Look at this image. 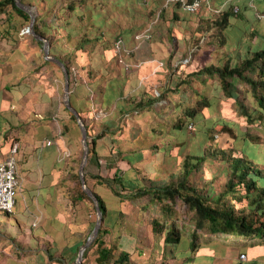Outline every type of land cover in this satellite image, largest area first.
I'll use <instances>...</instances> for the list:
<instances>
[{
	"label": "trees",
	"instance_id": "16d2710c",
	"mask_svg": "<svg viewBox=\"0 0 264 264\" xmlns=\"http://www.w3.org/2000/svg\"><path fill=\"white\" fill-rule=\"evenodd\" d=\"M21 1L31 7L36 6L38 8L39 12L36 15L33 29L36 34L49 41V52L66 66L70 76V92L76 98L84 100L82 109L84 111L78 109L80 115L85 112L86 116L83 117L84 119L86 117L93 119V116L90 117L93 110L98 111L104 105H108V107L111 105L118 106L121 101L129 100V97L123 94L122 88L118 90V87H122L125 81L116 78L119 75L105 80L107 73L102 71L101 68L95 67L92 63L93 58L99 55L101 60L111 57L117 62V56L113 49L115 40L121 37L126 43L128 38L133 35L135 37L136 31L144 26L138 27L133 24L130 18L131 15L134 16L132 19L139 15L146 18L149 22L155 19L158 12H160V19L163 21L168 19L166 14L168 8L162 4L163 0L162 2L157 0L159 4H153L154 6L146 12H144L146 10L144 7L147 4L151 6V1L155 2L154 0H110V5L111 3L115 5H111L113 8L112 12L115 13V16H112L115 20L114 23H111L113 19H111V22L106 21L103 15L105 5L96 0H49V4H46L47 1L44 0L45 6H43L41 0ZM208 1L209 3L204 1L199 9L204 6L209 8V5L219 8L223 5L224 0ZM256 1L259 2L258 0ZM171 5L174 9L171 19L173 21L181 20L177 14V11H184L181 2L175 0L171 2ZM138 6L143 10H140ZM236 6L238 7L237 10L234 9ZM121 7H125L124 10L127 11L125 13L130 14V16L122 15V19L126 21L127 25L120 24L119 18L117 19L122 14ZM250 8L248 0H231L230 7L217 15L218 19L214 20L213 24L224 33L229 26L231 15H236L239 20H247L244 12ZM257 9L264 16V7L258 5ZM2 14L5 15V19L0 25V39H8L20 43L22 38L20 33L29 26L30 14L20 8L16 0H0V15ZM79 24H83L81 30L83 32L75 33L74 26L77 27ZM110 26H112V29L118 27L117 32L111 30ZM261 26L264 28L263 24ZM255 31L257 34L264 36L261 28ZM243 32L245 36L248 35L246 30ZM254 34L250 36V39L246 38L244 41H240L235 51L226 52L223 62L202 65L190 74L188 73L185 78H181L174 87L179 92V96L181 95L182 97H179L178 101L173 100L171 92L174 91L168 86L165 89L160 88L159 93L155 95L153 92L148 93L147 91V94L145 93L144 95L148 98L143 99V95L128 110H158L157 115L153 116L152 120L161 119L162 122H159L158 125L165 129L166 133H171L179 139L185 140L191 130L189 125L193 124L194 127V122L197 121V118L207 116L213 104L209 94L200 92L197 93V98L194 97L193 100H190L189 97L188 99H183L185 97L183 93L186 90L183 85L187 83L191 86L195 80H203L207 83L208 78H213L217 75L220 78L225 94L235 100L241 115L248 117L250 120L255 116L263 123L264 38H254ZM26 35H28L27 38L30 39L31 46L34 49L33 54L39 56V52L44 58V42L33 34L27 33ZM243 38L245 37L243 36ZM220 41L223 42L222 39ZM79 54L80 56H78ZM132 55H134V52ZM81 57L84 60L83 62H80ZM43 60L42 66L46 67L45 75L47 77L48 65H51L52 62L47 59ZM54 65L58 67V64ZM59 68L61 69V67ZM120 68L122 69L121 66ZM82 70L85 71V76L84 82L80 85L79 79H81L82 74L80 73ZM62 73L64 75L63 71ZM98 78L103 79V84L95 86L90 95L87 92L89 90L87 87L92 86V81H97ZM237 78L248 86L246 92L239 90L236 86L235 81H237ZM180 88L181 90L179 91ZM76 89L78 90L76 91ZM242 93L246 94L245 97L242 96ZM250 96L252 97L251 105L247 103V99L249 100ZM160 101H165L166 105L160 104L155 107V104ZM72 104L75 105L73 101ZM65 108L70 114V121L78 124L76 116L66 105ZM161 110L168 111L161 114ZM120 111L124 112V110ZM49 120L51 119H48L47 123ZM124 122L125 125L120 124L119 127L114 122L109 123L104 127L105 130L88 141L90 148L89 163L93 160V163L98 166L100 152L97 150V141L111 135L114 144L110 154L112 156L116 155L117 159L121 161H125L129 164V168L126 170L116 168L110 176L90 174L89 170L87 171L88 167L85 169L87 184L99 199L103 218L98 235L84 251L83 258L85 262L93 259L95 264H136L131 259V253L118 246L119 239L123 233H128L133 238L138 239L139 235L134 231L136 226H133V222L143 223L146 231L151 232L155 236L153 244L149 243L150 257L147 264H154L152 263L153 259L159 260V264H174L177 259H181L183 255L178 253L177 246L185 237L187 228L188 237L196 245L191 244L193 248H197L202 241L200 239L201 236L199 237L200 234H198L200 229H202V234L205 236L219 234L224 236L222 233L236 232L243 235H264V179H261L264 177V161H258L255 156L250 157L245 147L247 143H256L258 148L263 150L264 137L253 136L251 131L239 134L236 131L237 124L228 120L214 121L207 128L206 134L211 135L212 131H219L225 135L224 141L229 136L233 139L231 145H229L230 142H228L229 144L226 147L216 144L213 147L207 146L203 150L198 149L197 153H189L181 161L180 170L177 173L162 174L161 171L164 170L162 164H160L157 168L161 173L151 178L145 172L144 163L147 161L144 153L148 151L150 161L156 160V154L163 151L162 143L159 145L158 141L151 139V137H146L144 128L141 125L136 126L135 122L128 125L130 119ZM86 126L88 128L87 123ZM69 130V125L64 124L63 132L66 133ZM155 130V127L152 126V132ZM159 130V133H162L161 128ZM153 134L157 133L153 132ZM207 138L210 140V136H207ZM211 139H213V136H211ZM236 144H240V146L236 148ZM170 155L175 156L176 160H180L181 156L177 152V156L174 155V152H171ZM218 161H222L227 166L223 168V171L219 172L220 175L218 173L212 174V178L204 180V184L200 185L199 182L201 178L204 179L203 175L204 177L206 176L209 165L214 166ZM222 173H224L225 181L223 187L217 190L215 182L220 181ZM75 178L78 180V188H73L66 193V196L70 198L72 208H78L81 203L89 201L93 204L96 211L93 199L82 187L79 172L76 173ZM90 179H92L93 183ZM97 183L110 188L118 197L121 207L117 209L108 208L104 198L95 189V184ZM51 187L52 189L49 188L50 191L56 190L54 184ZM177 199L187 205V208L193 212L190 222L185 225H180L177 222L180 217L178 210L174 207ZM136 204L140 206L138 211L142 212V217L139 216V212L138 217L134 214L137 211L132 207ZM123 206L129 207L128 210L127 208L124 209ZM157 206L161 208L160 212L155 211ZM145 211L148 212V214L145 213L148 216L147 219L144 214ZM127 220L131 222L127 223ZM191 226H194V228H191ZM93 228L83 240L79 238L76 241H69L67 239V243L62 249L63 251L59 252L61 256H56L47 248L44 251L45 253L41 254V260L44 261L43 264H68L66 261L76 255L73 261V264H75L79 248L85 244ZM109 235L110 239L107 238ZM139 252L142 251L139 250ZM18 255H21V253H18Z\"/></svg>",
	"mask_w": 264,
	"mask_h": 264
},
{
	"label": "rangeland",
	"instance_id": "374dc122",
	"mask_svg": "<svg viewBox=\"0 0 264 264\" xmlns=\"http://www.w3.org/2000/svg\"><path fill=\"white\" fill-rule=\"evenodd\" d=\"M41 1L43 2V6H45L46 4H49V0H46L47 1L46 4L44 0H41ZM96 1L105 5L104 7L105 11L102 10L104 11L103 15L106 18L107 22H111V19H113L112 16L113 15L115 16V13L112 12L113 8L111 5L113 4L111 3L110 5V0H96ZM154 1L155 2L151 1V4H152L151 6L150 4L149 5L147 4V6L144 7V9L146 8L144 12L149 11V9H151L154 6L153 4L155 3L159 4L158 3L159 1L157 0H154ZM204 1L205 0H203L202 3ZM24 4L28 5L27 3H24ZM32 8H34L36 15H37L39 12L38 8H36V6ZM138 8L140 10H143L140 6H138ZM120 9L122 10V14H120L121 16H118L117 19L119 18L118 20L120 21V24L127 25L126 21L122 19V15L124 14L125 16H130V14L125 13L127 12L126 10H124L125 7H121ZM209 11H210L209 8L204 6L203 8H200L198 12L188 13V14L184 13L185 14L184 21L186 22L194 21L195 23L194 27L203 31V34L201 36H206V39H204V41L202 42H200L201 37H195V40L192 42L193 47L199 43H201L202 45L203 43L205 44V41H208L206 30L211 29L212 34H214L212 38L213 40L211 39L210 41L211 44L213 45V43L215 42L219 44V48H218L219 53L214 54V56L215 57L217 56V58L221 59L219 61L221 63L225 59V56H226L225 53L227 52L225 49L227 38H226V35H224V33L221 32L220 29L217 28L215 24H213L214 20L218 19V17H216L212 12H209ZM256 12L259 13V10L257 8H252V10L250 8L244 12V14L247 15L249 18L251 17L250 19L242 20V21L236 20L237 21L236 25L237 27H239V29L236 30L235 38L242 37L244 35V32H243L244 30H246V34L248 35H252L253 33L257 34L255 30H258L259 28H261V30L264 32V28L263 26H261L264 23V16H262V18L259 20L256 18ZM132 17L134 16L133 15L130 16L133 24H136L138 27H140L141 25H144L143 28L141 29H144L149 23L146 18L140 17L139 15L135 16V18L133 19ZM231 17L238 19L236 15H231L230 19ZM4 19H5V15L4 14L0 15V25L3 23ZM114 22L115 20L113 19L111 23H114ZM186 22H183L184 28L187 24ZM184 23L186 24L184 25ZM252 23H253V27H252ZM82 27H83V24L82 25L79 24L77 27L74 26V29H75L74 32L82 33L83 32L81 31ZM111 27L112 26H110L111 30H115L117 32L118 27H116L115 29L114 28L112 29ZM178 27L180 28L181 26L178 24L177 25L175 24V28H178ZM25 29L22 30L20 33L22 34L20 43L18 41L16 42V41L8 40V39H4V40L0 39V49H2L4 52L11 51L13 48L16 49L13 54L10 53L9 57L11 60L16 62V69L19 68L20 66L22 67L21 71L22 73H24L25 79L23 80V82L25 84V87L26 86L32 87L31 83L33 84L36 81V79L38 81H41L40 84H37L35 86V87H40V89H36V90H41L44 88V92L46 95H43L44 97H42V99L46 98V102H47L46 110H55L57 113V115L54 116L55 118H50L51 120H49V122L47 123V126H48L47 128H48V132L50 135L48 139L52 140L53 144L56 140H58V142H60V149L61 148L67 149L69 151L70 149H72L74 151V154L77 155V157L74 158L76 163L71 164L70 162L68 163L64 162L61 165L62 166L60 168L61 172L57 176L56 180L55 181L53 180V182H50L49 185H46L45 183V185L42 187L41 202H40L41 209L38 212L39 218L36 219L35 216H31L29 214L26 215L27 217L26 224L24 226H27L28 223L31 222V220L34 222H37L38 226L36 225V227H30V228L27 226L26 232L23 233V231L20 230L19 227H17L18 225L16 222L17 216L14 217L12 214H8L6 212L0 211V226H1L0 229L1 230L12 229L10 231H7L6 235L0 233V248L1 249L8 250L9 246L13 247L11 243L13 239L12 236L14 237L19 236L21 235V232L24 234V236L21 237V239H18L19 242H16L14 246L15 248H17V252L21 253V255L17 254L20 261L11 260V259L6 260L3 257L2 259L0 258L1 264H4L6 262L8 264H43L44 261L41 260L42 259L41 254L43 255V253H45L44 251H46L47 248L50 250L51 253H54L56 256H61V253L59 252L63 249L64 245L67 243V239L69 241L70 240L76 241L79 238L83 240L88 235L91 228L94 227L95 222H96V211L94 210L92 203H90L89 201H86L85 203H81V205L78 208L74 209L71 206L70 198L66 196V193L68 191L70 192V190H72L73 188H78L79 186L78 180L75 178V175L79 169V162L83 155V148H82V142H81L82 136H81L80 127L78 126V124L70 121V114L66 110L65 104L63 102L64 75L61 69L59 68L60 66L58 65L57 67L56 65H54L57 63L53 61L51 65H48L47 77H44V75H40L43 77L42 78L40 77L39 79V74L41 71L39 72V66L37 64L39 61L43 62V59H42L43 56L40 55L39 52H38L39 56H35L33 54V47L31 46L32 44H31L30 39L27 38L28 35H26L27 33L25 32L26 31ZM191 37L193 38L194 36H191ZM262 37L264 38V36ZM220 39H222L223 42H221ZM184 40H186L185 37L182 40L183 43L181 42L180 44L185 45L187 43V40L186 41ZM210 42L208 43L210 44ZM174 43L178 44V41H175ZM198 46H201V45L199 44ZM187 48H186V51L183 50L179 53L181 54L180 56L181 60L188 57L189 55L187 61L182 60L181 62H179V64L177 63L178 64L177 66H173V65L169 66V68L168 69L166 68L164 72H162L160 75H156V76L151 75L150 78L147 80H145V78H142V76L143 77L147 76L146 72L143 73L141 71L142 68H140L138 71L140 75L136 74V70H138L137 66H135L131 71H128V72L126 71L125 73V70L123 68L122 70L118 62H115L114 59H111V57H107L106 60H101L99 55H96L93 58L92 63L95 65V67L101 68L102 71L107 73V77L105 78V80H107V78L109 79L114 78L112 76L119 75V77H116V78H118L119 80L123 79L125 81V84L122 87H118V90L122 88V90L124 91L123 94L129 97V100L121 101L118 106L111 105L110 107H108V105H104L103 107L99 108L98 111L93 110V112L90 115V117L93 116V119H89L88 117L84 119L83 117L86 116V114L85 112H82L80 116L88 124V129H87L88 130V141L91 140L97 134H100L103 130H105L104 127H106L111 122H114L115 125L118 124V127H119L120 124L125 125L124 121L130 119V122H128V125H130L132 122L133 124L135 122L136 126L141 125L142 128H144L143 130H144V134L146 137L148 138L151 137V139L153 138L154 140L158 141L159 145H161L162 143V146H163V151L156 154V160L154 161L149 160L150 157H149L148 151L144 153L145 160L147 161L144 163L145 172L147 176L154 178L158 173L160 174L161 172L162 174H165V175L168 173H175V172L177 173L180 170L181 161L183 160V158L189 153H197L198 149L203 150L204 148H207V146L213 147L216 144H218L221 147H226L229 144L228 142H230L229 145H231L233 142V139L229 136L224 141L225 135L223 133H220L219 131H212L211 135L206 134L207 128H209L210 125H212L214 121L228 120L231 123L234 122L237 124V125L235 124L237 127V130H236L237 133L241 134L247 131H251V134L253 136H260L263 138L264 137V122L263 123L260 122L258 118L255 116L253 117L252 120H250L248 117L246 118L244 117V115H241L235 100L233 98H229L225 94L221 86V83H220V78L217 75H215L213 78H208L207 83H205L203 80H195L191 86L188 85L187 83H184L183 85V88L186 89L185 93H183V95L185 96L183 97V99L185 98L188 99L189 97L190 100H193L194 97L197 98L198 96L197 93L200 92V93L209 94L212 100V104H213L211 108L209 109L207 116L197 118V121L194 122L193 129L191 130L189 129L190 130L189 134L185 140L179 139L176 135H173L171 133L169 134L166 133L165 129H162V127L158 125L159 122L160 123L162 122L161 119L156 118L157 120L156 119L152 120L153 116L157 115L158 110H155V111L154 110L139 111L136 109H133L134 111L128 110L132 108L134 103L139 101L140 98L147 91L148 93L153 92V94L155 95L159 93L160 88L165 89V87H168V86L175 92V93L171 92L173 100L178 101L179 97L182 98L181 95L179 96L178 94L179 92L176 89H174L177 82H179L181 78L182 79L185 78L188 73L190 74L191 72H193L198 67L204 64L203 59L202 60L199 59L200 57L198 56L199 54L198 51L196 52V54L198 53L196 56L195 51L190 52V50ZM49 54L51 53L49 52ZM78 56H80V54ZM1 58H5V55L3 54ZM83 61L84 60H82V57H81L80 62H83ZM132 63H134L135 65V62H132ZM181 64H184V67ZM72 67L74 66L72 65ZM80 74H82V76L80 77L81 79H79V84L81 85L84 82L85 71L82 70ZM92 82H93L92 86H89V87L85 86L89 89L87 92H89L90 95L95 89V86L97 85L99 86L103 84L102 83L103 79L98 78L97 81H92ZM235 82L239 90H242V91L244 90L245 92L246 90H248L247 89L248 86L242 83L241 80H239L238 78H237V81ZM77 90L78 89H76V91ZM180 90L181 88L179 89V91ZM25 92H27V90H25ZM36 93L39 94L38 92ZM27 94L28 96H30L29 92ZM245 95H246L245 93H242L243 97H245ZM145 96L146 95L143 96V99L148 98ZM251 98L252 97L250 96L249 100L247 99V103L250 105L252 101ZM71 100L74 102L75 105L72 104ZM70 102L77 110L78 109L82 110L84 107L83 105L84 100L76 98L72 92H70ZM160 104L164 106L166 105V102L165 101L157 102L155 104V107ZM120 110H124V112ZM166 111L168 110H161V114L166 113ZM64 124H68L70 127V130L66 133L63 132ZM152 126H154L156 129L153 132L157 134H153ZM160 128L162 130V133H159ZM52 134H54L56 137L51 136ZM207 136H210V140H208ZM211 136H213V139H211ZM113 144H114V141L111 135L105 136L97 141V150L100 152V156H99L100 158L98 160V166L95 163H93V160L90 161V163L89 161L87 162L86 168L88 167L87 171L89 170L88 172L90 174L110 176L113 174L116 168H120L122 170H126L127 168H129V164H127L125 161H121L117 159L116 155L112 156L110 154V150ZM237 144L235 146L236 148L237 146H240V144L239 145ZM212 147H208V148H212ZM245 147H246V152L249 154L250 157L255 156L258 158V161L259 160L264 161V149L263 150L259 149L256 143L254 144L247 143ZM50 150H52L50 147H48V149H45L46 152ZM171 152H174V155H176V152H177L181 156L180 160H176L175 156L170 155ZM43 154L44 152L42 151V149H39L37 151L36 156L37 158L40 159L41 155L43 158ZM74 160L72 159V162ZM160 164H162L164 171L160 172L158 170L157 166ZM225 166L227 165H225V163H223L222 161H218V163L214 166L209 165L206 176L204 177L203 175L204 179L201 178L199 184L203 185L206 179L212 178V174L214 175L218 173V175H220L219 172L223 171V168ZM200 175H202V173H200ZM261 179H264V177ZM90 180L92 181V179ZM224 181H225L224 173H222L220 181L218 180L217 182H215V187L217 190H219L220 187H223ZM51 184H54L56 188V193H57L54 202L51 201V194H50L51 193L50 189H52ZM21 185H22L21 187H22V191L24 192V194L23 195L20 194L19 198L23 199V197H25V195L27 194L24 188L25 187L24 180H22ZM48 186L50 187V189L48 188ZM95 189L104 198V200L106 201L108 205V208L117 209L118 207H121L118 197L110 190V188H107L106 186L100 185L97 183L95 184ZM19 203L20 202H18V208L24 206L23 200L21 201V204ZM31 206L32 205H30L29 208H31ZM174 207L178 210L179 215H180L177 221L178 224L185 225L189 223L192 218L193 212L190 211L189 208H187V205H185L183 202L177 199V203L174 204ZM123 208L124 209L127 208L128 210L129 207L123 206ZM132 208L135 211H137V212H134L135 216L138 217V214L140 213L139 216L142 217L141 215L142 212L138 211L140 209V206L138 204L134 205ZM155 211L160 212L161 208L157 206L155 208ZM145 213L148 214L147 211H145L144 214ZM147 218L148 216L146 217V219ZM130 222L131 221L127 220V223H130ZM63 223L65 224V226ZM134 225L136 226L134 228V231L135 233L139 235V237H137L138 239L133 238L128 233H123L119 239L118 246L119 248L129 251L132 256L131 259L134 260L136 264H147L149 261L148 259L150 257L149 256V250H150L149 243H151V245L153 244L155 236L152 235L151 232L149 233L146 231L145 225L143 223L139 224V223L133 222V226ZM191 228H194V226H191ZM187 229L185 230V237H183L181 243L177 246L178 253L181 255H187V252H190L189 250L194 251L196 249V248L191 247V244L193 245L195 244L192 243V239L188 237L189 233ZM202 233L203 231L202 229H200V231H198V234H200L199 237L201 236L200 239L202 240V243H204L203 241L204 239L202 238H204L205 235H203ZM148 234H149L150 239L148 237ZM229 234H234V233H228V235ZM222 235L227 236V234H224V233H222ZM236 235L241 236L243 234L236 232ZM243 236H250V237L252 236L253 238H257V239L261 237L259 234L243 235ZM250 237H246V238H250ZM107 238L110 239V235ZM237 238L238 237H234L230 239H237ZM224 239L230 240L229 238H223V240ZM200 244L201 243H199V245ZM14 247L13 249H15ZM203 247L205 251H213L214 249V246L204 245V244L200 249L203 250ZM139 250H141L142 252H139ZM30 252H33V253L30 254ZM1 253L2 255H8L2 251ZM75 257L76 255L70 260H67L66 262L68 264H73ZM159 262L160 261L156 259H153L152 261V263L154 264H159ZM81 264H95V262L93 261V259L85 262V259L83 258Z\"/></svg>",
	"mask_w": 264,
	"mask_h": 264
},
{
	"label": "crops",
	"instance_id": "0c3cea01",
	"mask_svg": "<svg viewBox=\"0 0 264 264\" xmlns=\"http://www.w3.org/2000/svg\"><path fill=\"white\" fill-rule=\"evenodd\" d=\"M160 1L162 2V0ZM205 1L209 3L208 0ZM258 1L259 2L256 0H248V5L251 7V10L252 8H257L258 5L264 7V0ZM171 2L174 1L163 0L162 3L168 8L166 13L168 19L166 21L160 19V12H158L155 19L149 21L144 29H139L136 31V35L144 33L148 34L149 37L137 38L136 35L135 37L133 35L127 39L126 44L135 48L134 55L129 60L131 63L135 62L134 66L138 67L136 74H139L138 71L140 68H142L141 71L143 73L146 72L147 76H142V78H145V80L149 79L151 75H160L166 68L168 69L169 66H177L182 60L188 59L189 55L188 57L181 60V54H179L183 50L186 51L187 47L190 52L195 51L196 56L198 54H196V52H199L198 56L200 57V60L203 59V65L218 63L221 60L217 58V56H214V54L219 53V44L216 42L213 43V45L211 44L210 41L214 36L211 29L206 30L208 41H205V44L203 43L202 45L199 43L201 46H198L199 44H196L194 47L192 46V42L195 40V37H201L200 42H202L204 39H206V36H201L203 31L194 27V21H184V15L187 13L185 11H177V14L180 16L181 20L173 21L171 18L173 16L174 9L171 5ZM230 3L231 0H224L222 3L223 5L219 8L209 5V10L214 11L212 13L217 16L221 12L227 10L230 7ZM236 8L238 7L236 6L234 9ZM245 16L247 20L251 18H249L247 15ZM262 16V14L256 12L257 19L260 20ZM236 20L239 19H235L234 17H231V19L229 18V26L224 31V35H226L227 38L225 49L229 53L237 49L240 41H244L246 38L250 39V36H252H245L241 33L245 38H243V36L240 38H235L236 30L239 29V27L236 25ZM183 22L187 23H184V25L186 24L185 28L183 26ZM175 24H178L183 28H175ZM254 35V38H262V34L255 33ZM191 36L194 37L192 38ZM184 37L188 44L186 43L185 45H182L180 43ZM175 41H178V44H175ZM208 42H210V44ZM15 50L16 49L13 48L11 51L4 52L2 49H0V162L4 161L9 156L11 146L15 142H18L19 151L17 154V173L21 182L22 180L25 182L24 188L27 196L25 195L23 199L19 198L20 194H24L21 187L22 185H20L16 195L15 210L9 214H12L14 217L17 216V227H19V229L24 233L26 232L27 226L29 228L36 227V225L38 226L37 222L32 220L27 226L24 225L26 224V215L28 214L35 216L36 219L39 218L38 212L41 209L40 202L42 187L45 185V183L46 185H49L50 182L56 180L57 176L61 172V165L64 162H70L71 164L76 163L74 158H76L77 155L74 154L72 149H70V151L67 149H60V142H58V140H56L53 144L52 140L48 139L50 135L47 128V120L50 118H55L54 116L57 115V113L55 110H46V98L42 99V97H44L43 95H46L44 88L41 90H36L40 89V87H35L37 84H40L41 81L36 79L33 84L31 83L32 87H25L23 82L25 77L24 73L21 71L22 67L20 66L16 69V62L11 60L9 57L10 53L13 54ZM2 53L5 55V58H1L3 55ZM43 59H46L45 53ZM42 63L43 62L39 61L37 65L39 66L41 73L44 74V77H46V67L42 66ZM181 65L184 67V64ZM41 73L39 74V79L40 77H43L40 76L42 75ZM25 90H27V92H25ZM28 92L30 93V96H28ZM51 136L56 137L54 134ZM48 141H51V143L47 144ZM48 147H50L52 150L46 152L45 149H48ZM39 149H42L44 152L43 158L41 155L40 159L36 156ZM72 159L74 160L73 162ZM48 188L50 187L48 186ZM50 194L51 201L54 202L57 195L56 190H51ZM22 200L24 201V206L18 208V202L21 204ZM30 205H32L31 208H29ZM10 230L12 229H0V233L6 235L7 231ZM23 233L21 232V235L15 236L16 238L12 236L13 239L11 243L13 247L15 246L16 242H19L18 239H21V237L24 236ZM234 237L238 238L230 239ZM246 237L250 236H237L236 233L229 235L227 234V236L206 235L204 238H202L204 239V243L201 241V244L194 251L187 252V255H183L181 259H177V262L175 261V263L264 264V235L258 239L253 238L252 236L250 238ZM223 238H229L230 240H223ZM203 244L214 246L213 251H205L204 247L203 250H201L200 248L203 246ZM13 247L9 246L8 250L0 248V258L2 259L4 257L6 260L11 259L20 261L17 255L19 252H17V248L14 247L15 249H13ZM1 251L8 255H2ZM241 254H246V257L244 259L241 258ZM4 264L8 263L6 262Z\"/></svg>",
	"mask_w": 264,
	"mask_h": 264
},
{
	"label": "water",
	"instance_id": "95a60500",
	"mask_svg": "<svg viewBox=\"0 0 264 264\" xmlns=\"http://www.w3.org/2000/svg\"><path fill=\"white\" fill-rule=\"evenodd\" d=\"M16 3L20 8H22L23 10L27 11L30 14L31 20H30L28 29L32 34H34L36 38L41 39L44 42V53H45L46 58L54 61L63 69L64 74H65L63 102L66 105V107L76 116L79 126H80V130H81V136H82L81 142H82V147H83V156H82L80 166H79V173H80L82 187L84 191L93 199L95 206H96V222H95L94 228L90 236L88 237L87 241L85 242V244H83L79 248L78 255L76 258L75 264H81L84 250L94 241V239L98 235V232H99V229L102 223V213L100 210L99 199L96 196V194L89 188V186L86 183V179H85V166H86L88 156H89L88 130H87L85 121L81 118L78 110L70 102V79H69V73L64 63L58 58H56L55 56H52L51 54H49V45H50L49 41L46 38L34 32L33 25L35 23V18H36V12L34 8H32L29 5L24 4L21 0H16Z\"/></svg>",
	"mask_w": 264,
	"mask_h": 264
},
{
	"label": "built area",
	"instance_id": "2783aa9c",
	"mask_svg": "<svg viewBox=\"0 0 264 264\" xmlns=\"http://www.w3.org/2000/svg\"><path fill=\"white\" fill-rule=\"evenodd\" d=\"M175 1V0H171ZM184 11L188 13H195L202 4L203 0H179ZM236 8L235 10H237ZM28 32V28L25 29ZM137 38L149 37L148 34H137ZM114 52L117 56L118 64L125 70L131 71L135 66L129 58L132 53L135 52V48L124 43L121 37L115 40L113 45ZM188 59H184L187 61ZM192 128V124L189 125ZM51 143L48 141L47 144ZM16 147L13 148V151ZM15 160L11 159L7 163L0 164V211L11 212L15 206V196L16 192L20 188V182L18 177L15 175ZM245 254H241V258H245Z\"/></svg>",
	"mask_w": 264,
	"mask_h": 264
},
{
	"label": "bare ground",
	"instance_id": "6f19581e",
	"mask_svg": "<svg viewBox=\"0 0 264 264\" xmlns=\"http://www.w3.org/2000/svg\"><path fill=\"white\" fill-rule=\"evenodd\" d=\"M35 32V31H34ZM26 33H30V34H32L30 31H29V29H28V32H26ZM34 35V34H33ZM46 57V56H45ZM47 59V58H46ZM47 60H49V59H47ZM49 61H51V62H53L52 60H49ZM66 67V66H65ZM62 69V68H61ZM67 69V68H66ZM62 71H63V69H62ZM68 71V70H67ZM64 72V71H63ZM126 72V71H125ZM64 77H65V74H64ZM69 79H70V76H69ZM64 86H65V80H64ZM78 121V120H77ZM79 124V123H78ZM86 124V123H85ZM80 127V126H79ZM190 128V127H189ZM88 129V128H87ZM190 129H193V124H192V128H190ZM89 144V143H88ZM16 147V150L15 151H13V148H15ZM83 148V147H82ZM18 151H19V143L18 142H15L12 146H11V149H10V154H9V156L4 160V161H1L0 162V164H2V163H7L9 160H11V159H14L15 160V166H16V169H15V175L18 177V179H19V182H20V185H21V180H20V178H19V176H18V173H17V154H18ZM89 154H90V148H89ZM83 156V155H82ZM82 159V158H81ZM88 159H89V156H88ZM80 162H81V160H80ZM87 162H88V160H87ZM86 165H87V163H86ZM79 166H80V164H79ZM85 169H86V166H85ZM79 175H80V173H79ZM80 179H81V177H80ZM85 179H86V170H85ZM86 183H87V181H86ZM88 185V184H87ZM89 186V185H88ZM89 188H90V186H89ZM91 189V188H90ZM92 190V189H91ZM93 191V190H92ZM94 192V191H93ZM16 195H17V192H16ZM97 196V195H96ZM100 204V203H99ZM15 205H16V196H15ZM14 208H15V206H14ZM101 210V209H100ZM14 211V209L11 211V212H13ZM103 219V218H102ZM102 224V223H101ZM92 244V243H91ZM90 244V245H91ZM89 245V246H90ZM88 246V247H89ZM87 247V248H88ZM86 248V249H87ZM85 251V250H84ZM84 254V253H83ZM83 259V258H82ZM76 262V261H75Z\"/></svg>",
	"mask_w": 264,
	"mask_h": 264
}]
</instances>
